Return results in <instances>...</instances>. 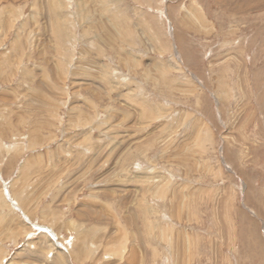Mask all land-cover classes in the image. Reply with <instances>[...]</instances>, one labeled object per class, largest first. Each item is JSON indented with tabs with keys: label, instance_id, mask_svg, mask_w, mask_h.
Listing matches in <instances>:
<instances>
[{
	"label": "rangeland",
	"instance_id": "1",
	"mask_svg": "<svg viewBox=\"0 0 264 264\" xmlns=\"http://www.w3.org/2000/svg\"><path fill=\"white\" fill-rule=\"evenodd\" d=\"M0 264H264V0H0Z\"/></svg>",
	"mask_w": 264,
	"mask_h": 264
},
{
	"label": "bare ground",
	"instance_id": "2",
	"mask_svg": "<svg viewBox=\"0 0 264 264\" xmlns=\"http://www.w3.org/2000/svg\"><path fill=\"white\" fill-rule=\"evenodd\" d=\"M187 14H189V15H193L192 17H196L197 19H201V20H203L202 19V15H201V13L200 12H198L197 10H194V9H191V10H188L187 11ZM191 18V17H190ZM196 19V20H197ZM202 22V21H201ZM116 26V25H115ZM108 28V27H107ZM118 28V27H117Z\"/></svg>",
	"mask_w": 264,
	"mask_h": 264
}]
</instances>
